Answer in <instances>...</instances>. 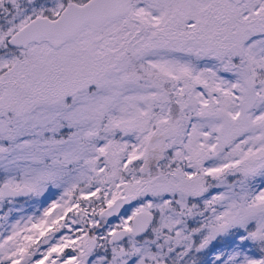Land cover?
I'll return each instance as SVG.
<instances>
[{
    "label": "snow or ice",
    "instance_id": "6c2138e0",
    "mask_svg": "<svg viewBox=\"0 0 264 264\" xmlns=\"http://www.w3.org/2000/svg\"><path fill=\"white\" fill-rule=\"evenodd\" d=\"M0 264H264V0H0Z\"/></svg>",
    "mask_w": 264,
    "mask_h": 264
}]
</instances>
